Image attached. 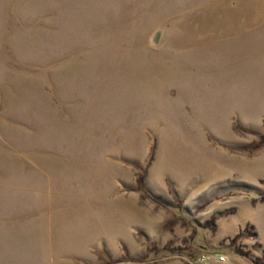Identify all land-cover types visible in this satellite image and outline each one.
Returning a JSON list of instances; mask_svg holds the SVG:
<instances>
[{"label": "rangeland", "instance_id": "rangeland-1", "mask_svg": "<svg viewBox=\"0 0 264 264\" xmlns=\"http://www.w3.org/2000/svg\"><path fill=\"white\" fill-rule=\"evenodd\" d=\"M0 264H264V0H0Z\"/></svg>", "mask_w": 264, "mask_h": 264}, {"label": "bare ground", "instance_id": "bare-ground-1", "mask_svg": "<svg viewBox=\"0 0 264 264\" xmlns=\"http://www.w3.org/2000/svg\"><path fill=\"white\" fill-rule=\"evenodd\" d=\"M208 114H209V113H208ZM211 155H212V154H210V155H205L203 159H199V157H195V158H194V163H195V164H201V162H204V163L208 164L211 160H213ZM213 158H214V156H213ZM186 160H187V159H186ZM186 160L179 161L180 166H181V163H183V162L186 161ZM179 164H178V165H179ZM178 165H177V166H178ZM209 165H211V163H210ZM196 167H200V166H196Z\"/></svg>", "mask_w": 264, "mask_h": 264}, {"label": "built area", "instance_id": "built-area-1", "mask_svg": "<svg viewBox=\"0 0 264 264\" xmlns=\"http://www.w3.org/2000/svg\"><path fill=\"white\" fill-rule=\"evenodd\" d=\"M205 260H206V258H204V257H201V259H199L200 262H204ZM216 260L218 263H223V262H225V257L221 256V255H217Z\"/></svg>", "mask_w": 264, "mask_h": 264}]
</instances>
